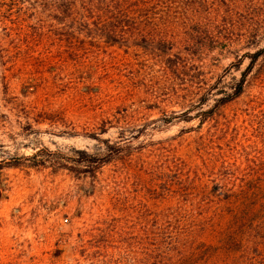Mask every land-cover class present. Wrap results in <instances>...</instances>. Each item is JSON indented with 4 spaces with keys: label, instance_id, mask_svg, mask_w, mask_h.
Returning a JSON list of instances; mask_svg holds the SVG:
<instances>
[{
    "label": "rangeland",
    "instance_id": "1",
    "mask_svg": "<svg viewBox=\"0 0 264 264\" xmlns=\"http://www.w3.org/2000/svg\"><path fill=\"white\" fill-rule=\"evenodd\" d=\"M194 1L153 37L110 45L0 0V264H264V217L227 252L235 210L212 182L264 169V59L203 123L219 96L195 94L219 77L229 91L264 48V0ZM93 135L125 150L94 177L58 167L104 153ZM45 148L46 166L23 160Z\"/></svg>",
    "mask_w": 264,
    "mask_h": 264
},
{
    "label": "trees",
    "instance_id": "2",
    "mask_svg": "<svg viewBox=\"0 0 264 264\" xmlns=\"http://www.w3.org/2000/svg\"><path fill=\"white\" fill-rule=\"evenodd\" d=\"M12 1L20 6L22 15L17 18L20 22L24 21V15H29L35 23H55V33L59 37L68 38L69 41L77 42L78 36L82 35L88 39V42L98 41L110 45L151 38L154 35L151 34L150 27L154 23H175L171 14H168L169 11L172 9L179 11L182 8L193 10L196 5L194 0H28V3H24V0ZM245 58L248 60V65L229 91L218 89L222 84V77H219L212 87L195 93L202 106L206 104L209 94L214 90L219 96L210 109L200 113L201 123L213 117L220 108L241 98L257 62L264 59V48L248 53ZM242 64L243 61L239 60L236 65L238 71ZM103 133L106 131L103 130ZM91 138L106 146L104 153L97 155L78 151L81 158L75 161V166L58 163V167L72 173L94 177L98 170L113 162L125 150L120 143L112 144L108 139H100L96 135ZM53 155L55 153L45 148L31 157H24L23 160L31 161L33 167H44ZM254 158L257 161V157ZM254 167V169L238 168L236 171L226 168L224 173L212 180L214 193L235 210L232 212L231 220L235 221L237 227L224 241L226 251L229 253L238 251L240 246L238 244L243 242L240 239L246 238L247 228L257 226V220L264 217V169L256 170L257 167ZM246 176L249 178L246 179ZM211 249L215 250L212 247ZM211 249L209 248L208 251ZM202 250L203 247L200 248V254ZM203 254L204 251L202 256ZM241 257L246 259L245 250H242Z\"/></svg>",
    "mask_w": 264,
    "mask_h": 264
}]
</instances>
